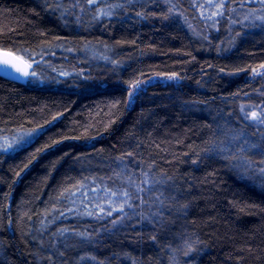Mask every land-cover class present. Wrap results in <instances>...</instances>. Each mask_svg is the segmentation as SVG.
Segmentation results:
<instances>
[{"label":"trees","instance_id":"1","mask_svg":"<svg viewBox=\"0 0 264 264\" xmlns=\"http://www.w3.org/2000/svg\"><path fill=\"white\" fill-rule=\"evenodd\" d=\"M196 1L0 0V264H264V25Z\"/></svg>","mask_w":264,"mask_h":264},{"label":"rangeland","instance_id":"2","mask_svg":"<svg viewBox=\"0 0 264 264\" xmlns=\"http://www.w3.org/2000/svg\"><path fill=\"white\" fill-rule=\"evenodd\" d=\"M202 2H197L195 7L198 9L199 13L202 15V19L206 22H211V20H221L222 18H227L230 20V22L233 25H248L251 27H258L264 25V19L261 17H264V8L258 7V6H250V4L239 6L238 10L237 8H230V13L224 12L225 3H230V0H201ZM252 1V0H250ZM219 5H223V7H218ZM242 25V26H243ZM255 27V28H256ZM32 63V62H31ZM33 64V63H32ZM31 137L30 133H20L16 137H14L12 140H10V143L6 146L8 148H12L13 145H19L22 141H26ZM242 137V136H241ZM241 137L238 138V141H240L241 146L245 148V150L251 149V144L248 142L244 137V139H241ZM1 144V143H0ZM250 148V149H248Z\"/></svg>","mask_w":264,"mask_h":264},{"label":"water","instance_id":"3","mask_svg":"<svg viewBox=\"0 0 264 264\" xmlns=\"http://www.w3.org/2000/svg\"><path fill=\"white\" fill-rule=\"evenodd\" d=\"M10 53L9 59L12 60L13 64H16L18 67L22 69V71H17L16 67H13L11 64H4L0 62V76L5 77L14 82L24 83L26 82L31 73L33 72L34 66L33 64L27 60L26 58L16 54L13 51L5 50L0 48V61H2L4 57V53ZM14 57H18L19 59H13ZM31 65V67H27V65ZM24 72L29 73L28 75H24Z\"/></svg>","mask_w":264,"mask_h":264},{"label":"snow or ice","instance_id":"4","mask_svg":"<svg viewBox=\"0 0 264 264\" xmlns=\"http://www.w3.org/2000/svg\"><path fill=\"white\" fill-rule=\"evenodd\" d=\"M262 3H264V0H262ZM218 7H223V5H219ZM261 18L264 19V17H261ZM9 56H10V53L5 52L4 53V57L5 58L2 61H0V62L4 63L6 65L11 64L13 67H16L17 71H22V69L20 67H18L16 64L12 63V60L8 58ZM13 59H19V58L18 57H14ZM27 67H31V65L29 64V65H27ZM28 74L29 73L24 72V75H28ZM31 74L35 75V73H31ZM252 118L253 119H257V116H256L255 113L252 114ZM261 122L264 123V121H261ZM262 163H264V161H262ZM259 171H260L261 174H264V168H260ZM144 182L147 183V181H144ZM138 191H143V189H138ZM123 195L125 197H128L130 194L128 192H124ZM129 207H131V205H129ZM109 214H111V213H109Z\"/></svg>","mask_w":264,"mask_h":264}]
</instances>
